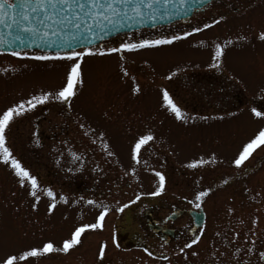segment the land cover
<instances>
[{"label": "rangeland", "instance_id": "rangeland-1", "mask_svg": "<svg viewBox=\"0 0 264 264\" xmlns=\"http://www.w3.org/2000/svg\"><path fill=\"white\" fill-rule=\"evenodd\" d=\"M228 1V14L212 15L209 11L215 1L187 25L170 28H179L173 33L160 29L91 49L107 52L145 38L183 37L158 48L85 57L83 85L78 86L76 98L68 103L50 100L16 118L7 130L14 155L42 187L53 189L57 197L66 196L70 203L57 200V209L48 215L49 201L42 197L38 211L33 212L31 198L11 170L0 164V257L49 239L59 246L75 226L95 222L99 209L84 203L92 199L110 209L103 230L86 232L83 244L68 255L54 254L32 264H169L147 256L144 248L155 257L168 256L171 264H264L259 260V252L264 251V149L257 150L241 169L232 165L240 146L264 128V119L250 111L253 107L264 110V42L258 38L264 27V0ZM221 17L219 24L204 28ZM228 40L233 43L226 44ZM217 43L225 49L220 68L212 67ZM36 55L19 58L0 53V112L63 85L71 62L27 58ZM173 72L175 76L165 78ZM134 85L141 87V94H131ZM162 89L189 117L187 124L175 121L160 107ZM149 129L155 140L141 150L136 163L130 158L132 142ZM103 143L110 145L113 156L103 150ZM212 152L216 164L185 167ZM157 171L165 176V187L152 195L159 185ZM209 187L212 191L202 204L208 223L200 243L186 250L187 260L180 250L166 252L191 238L173 242V248L164 247L149 231L143 212L150 208L147 211L161 218L174 207L188 208L195 203V193ZM129 201L135 202L123 212L116 211ZM176 225L187 227L189 218H180ZM102 242L107 248L99 260ZM249 247H254L251 254ZM226 248L231 250H221ZM192 250L199 255L192 257Z\"/></svg>", "mask_w": 264, "mask_h": 264}, {"label": "snow or ice", "instance_id": "snow-or-ice-1", "mask_svg": "<svg viewBox=\"0 0 264 264\" xmlns=\"http://www.w3.org/2000/svg\"><path fill=\"white\" fill-rule=\"evenodd\" d=\"M204 2V0H201ZM172 3V0H19L18 5L10 2V0H0V23H3L6 17H10L13 23L16 24L18 30L22 33H28L35 42V38H39L41 41H47L50 37L61 36L66 30L71 29L65 36H61V42L57 43L52 41L56 46L55 55H36L27 57L36 61H70L71 64L65 74L63 85L53 91H44L39 95H32L26 100H21L11 106H8L2 112H0V164L8 167L16 182L21 189L26 191V195L31 198V209L33 212L38 211V206L42 197L48 199L46 205V212L48 215H52L57 209V200L63 204H69V200L64 195L54 193L53 189L42 187L38 181L36 175H34L30 169L25 166L21 159L17 158L11 147L7 143V130L10 129L16 118L23 116L26 112L32 111L37 105H42L50 100L59 101L60 103H68L78 96V86L83 85L82 79V63L85 57H91L95 55L104 56L114 52H134L141 49L158 48L164 45H172L174 41L180 40L183 37L172 36L166 39H145L139 43H122L119 48H109L107 52L100 50L98 53L93 52L91 49L85 47L83 50H77L73 47L72 42L79 39V35L84 36L85 41L88 44L92 43L93 38L99 37L100 34L107 35L113 30H117L122 27H131L134 24L146 23L151 20L153 23L157 19V5L165 8V13L160 16L164 18L167 13V6ZM183 5L184 0H180ZM150 10V11H149ZM220 19H215L211 24H205L204 28H211L221 22ZM193 31L199 32L200 28H195ZM189 33H185V36ZM258 38L264 42V27L261 28ZM22 44L23 39L20 36L16 37ZM240 40H244V37H239ZM4 43V41H0ZM231 40L226 41V44H232ZM38 47L40 45H37ZM69 48L68 52L61 54L60 49ZM14 57L24 58L20 52L12 51L10 53ZM26 55V54H25ZM225 55V49L219 43L215 45V52L212 56L214 61L212 67H221V58ZM123 59V57H121ZM127 76V71L124 72ZM176 73L173 72L166 79H171ZM264 92V89H262ZM142 93V89L139 85H134L131 88L132 95H139ZM161 102L160 107L167 112L175 121H181L183 124H187L189 117L182 111L174 98L170 95L166 89L161 90ZM251 114L260 119H264V110H257L253 107ZM231 115V114H230ZM192 119H195L194 117ZM202 120H207L208 117H201ZM216 119V117H213ZM223 119V117H219ZM83 127V125H81ZM87 135V133H85ZM104 134H100V138L103 139ZM155 140V135L149 129L148 131L141 133L138 137L134 138L130 148V158L139 163V156L141 150L145 149L150 142ZM95 143V141H93ZM103 150L108 156H113L114 152L110 150L108 143L102 144ZM264 149V128H260L252 137L244 142L238 149L237 154L232 159V165L236 169H241L245 166L246 162L253 157L257 150ZM222 162V161H221ZM211 164L217 163V156L215 152L208 155L205 159L203 156L198 159H193L191 162L185 165L189 169H197ZM155 176L158 178L159 185L152 195H159L165 187V176L160 172H155ZM227 184L228 181H223ZM212 189L206 188L198 191L194 195L195 203L194 208L201 209L204 203V198L208 197ZM136 199H140L139 196ZM83 200V197H81ZM135 201H129L127 204H123L116 208L117 212H123L125 208L129 207V204ZM72 203H79V201H72ZM85 204L91 205L96 209H99L98 215L95 217V222L85 223L79 226H75L70 232L68 238L63 239L62 243L57 246L51 239L43 241L39 245L28 246L25 249L19 250L13 253H6L3 257H0V264H32L33 260H40L44 257H51L54 254L68 255L79 246L83 244V236L86 232L103 230L105 218L109 212L108 205L103 202H96L92 199L84 201ZM193 203V201H189ZM232 209H229L231 213ZM256 220L252 221L255 225ZM251 231V229H250ZM255 233H253L254 235ZM204 235V229L199 230V235L193 236L188 242H186L181 248L180 253L184 254V259H188V253L186 250L194 249L198 245ZM219 236V233H216ZM238 235V234H236ZM112 243L116 245L115 236L112 238ZM255 245V241H252ZM118 248L119 246L116 245ZM107 248L106 243H101L98 249L97 259L103 260L105 251ZM143 251L147 256L153 259L162 258L169 260L168 256L155 257L149 249L144 248ZM237 252L240 249L236 250ZM254 252V247H249L247 253ZM199 252L197 250L191 251L192 257H197ZM259 260L264 261V251L259 252ZM247 264V262H245Z\"/></svg>", "mask_w": 264, "mask_h": 264}, {"label": "water", "instance_id": "water-1", "mask_svg": "<svg viewBox=\"0 0 264 264\" xmlns=\"http://www.w3.org/2000/svg\"><path fill=\"white\" fill-rule=\"evenodd\" d=\"M212 0H184L183 5H181L180 0H172V3L167 6V15L164 18H160L162 14L165 13V8L157 5V19L153 23L151 20H148L146 23L134 24L131 27H122L117 30H113L109 32L107 35L100 34L99 37L93 38L92 43L88 44L84 36L79 35V39L72 42L73 47L78 49L93 48L97 46H102L105 42L114 39L120 35L135 32L142 29H153L156 27L168 26L172 23L190 18L193 13L199 9H202L204 6L209 4ZM11 2L16 3L18 5L19 0H12ZM163 0H161V4ZM150 11V10H149ZM71 29L62 33L61 36L67 35L71 32ZM17 36H20L24 43L22 44L19 40L16 39ZM61 36L50 37L46 42L41 41L39 38H35V42H33L34 38H32L28 33H22L18 30L16 24L13 23V20L10 17H6L3 23H0V41H4V43H0V52L5 54H10L12 51L23 53H43V54H56V46L52 43V41H56L57 43L61 42ZM37 45H40L39 47ZM69 48L60 49L61 54L70 51ZM190 215L194 218L196 228H200L203 226L205 215L202 210L199 212L191 211Z\"/></svg>", "mask_w": 264, "mask_h": 264}, {"label": "flooded vegetation", "instance_id": "flooded-vegetation-1", "mask_svg": "<svg viewBox=\"0 0 264 264\" xmlns=\"http://www.w3.org/2000/svg\"><path fill=\"white\" fill-rule=\"evenodd\" d=\"M215 1H217L216 5L209 12L212 13V15L214 13H216L217 11H221V12L224 11L226 14H228V12L230 11L229 1L228 0H219V1L215 0ZM213 3L210 6L206 7L202 11L204 12L206 9H208L209 7L214 5ZM188 23H189V21H184V22L179 23V25H175L173 27H179L181 25L183 26L184 24L187 25ZM168 28L169 27L159 28L156 30L148 31V33L152 34L155 31L160 30V29H162V30L166 29V31L164 30L165 31L164 34L173 33L176 30H179V28L172 29V30H170V28L169 29ZM147 35H150V34H147ZM257 167H258V165H257ZM149 209L150 208H147L143 212L144 222L147 225L149 231L155 237H157L158 239H160L163 242L164 247L173 248L172 247L173 242L181 241V240H184L185 238H188V237L192 238L193 236L197 235L199 230H200V228H196L194 218L189 213L191 211H193V212L199 211V209L194 208V206H189L188 208H186V207H174L172 209V212L169 215H166V216L161 217V218H157L154 215L153 211H147ZM202 209H203V207H202ZM173 214H175L177 216L175 219H172ZM207 215L208 214L205 213V220H204V224L202 227L204 229V233L206 232V225L208 223V216ZM184 216H187L189 218V225L187 227H185V226L179 227L177 225L175 226L176 222L179 221V219L184 217ZM224 232H225V229H224ZM135 246H137V245H134V247ZM180 247H181L180 244L175 245V247L172 250L168 249L166 252H170V251L174 252V251L180 250ZM221 250L226 251V250H231V249L226 248V249H221Z\"/></svg>", "mask_w": 264, "mask_h": 264}, {"label": "bare ground", "instance_id": "bare-ground-1", "mask_svg": "<svg viewBox=\"0 0 264 264\" xmlns=\"http://www.w3.org/2000/svg\"><path fill=\"white\" fill-rule=\"evenodd\" d=\"M175 25H177V23L171 24V25H169V27H171V26H175Z\"/></svg>", "mask_w": 264, "mask_h": 264}, {"label": "trees", "instance_id": "trees-1", "mask_svg": "<svg viewBox=\"0 0 264 264\" xmlns=\"http://www.w3.org/2000/svg\"><path fill=\"white\" fill-rule=\"evenodd\" d=\"M121 39L123 38V36L122 37H120Z\"/></svg>", "mask_w": 264, "mask_h": 264}]
</instances>
